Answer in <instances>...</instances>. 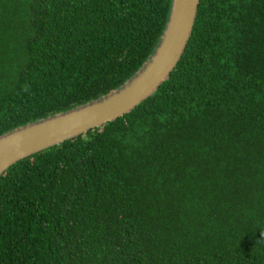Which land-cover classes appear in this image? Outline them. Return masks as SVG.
I'll return each instance as SVG.
<instances>
[{"label":"trees","instance_id":"1","mask_svg":"<svg viewBox=\"0 0 264 264\" xmlns=\"http://www.w3.org/2000/svg\"><path fill=\"white\" fill-rule=\"evenodd\" d=\"M171 0H0V135L103 98ZM0 264H264V0H199L129 113L0 175Z\"/></svg>","mask_w":264,"mask_h":264},{"label":"water","instance_id":"2","mask_svg":"<svg viewBox=\"0 0 264 264\" xmlns=\"http://www.w3.org/2000/svg\"><path fill=\"white\" fill-rule=\"evenodd\" d=\"M199 0H171L167 23L153 54L111 94L0 135V175L12 164L99 128L129 113L168 79L192 31Z\"/></svg>","mask_w":264,"mask_h":264}]
</instances>
